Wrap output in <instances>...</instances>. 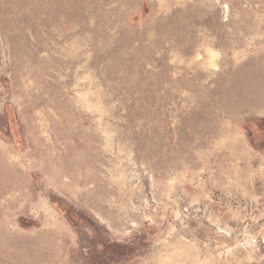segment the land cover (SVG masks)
<instances>
[{
    "label": "rangeland",
    "instance_id": "1",
    "mask_svg": "<svg viewBox=\"0 0 264 264\" xmlns=\"http://www.w3.org/2000/svg\"><path fill=\"white\" fill-rule=\"evenodd\" d=\"M0 264H264V0H0Z\"/></svg>",
    "mask_w": 264,
    "mask_h": 264
}]
</instances>
